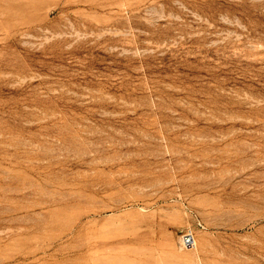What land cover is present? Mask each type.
Here are the masks:
<instances>
[{
	"label": "rangeland",
	"instance_id": "rangeland-1",
	"mask_svg": "<svg viewBox=\"0 0 264 264\" xmlns=\"http://www.w3.org/2000/svg\"><path fill=\"white\" fill-rule=\"evenodd\" d=\"M0 264H264V0H0Z\"/></svg>",
	"mask_w": 264,
	"mask_h": 264
},
{
	"label": "built area",
	"instance_id": "built-area-1",
	"mask_svg": "<svg viewBox=\"0 0 264 264\" xmlns=\"http://www.w3.org/2000/svg\"><path fill=\"white\" fill-rule=\"evenodd\" d=\"M194 238L191 234H184L181 238V244L183 246L191 247L194 245Z\"/></svg>",
	"mask_w": 264,
	"mask_h": 264
}]
</instances>
